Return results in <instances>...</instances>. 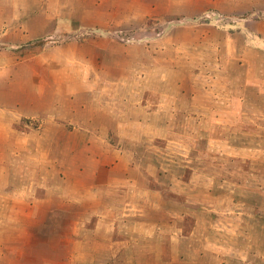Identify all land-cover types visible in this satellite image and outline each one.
Listing matches in <instances>:
<instances>
[{
    "label": "rangeland",
    "instance_id": "1",
    "mask_svg": "<svg viewBox=\"0 0 264 264\" xmlns=\"http://www.w3.org/2000/svg\"><path fill=\"white\" fill-rule=\"evenodd\" d=\"M0 264H264V0H0Z\"/></svg>",
    "mask_w": 264,
    "mask_h": 264
},
{
    "label": "crops",
    "instance_id": "2",
    "mask_svg": "<svg viewBox=\"0 0 264 264\" xmlns=\"http://www.w3.org/2000/svg\"><path fill=\"white\" fill-rule=\"evenodd\" d=\"M8 51H9V50L6 49L5 52L2 51L1 53H2L3 56H6V57H7V55H9V52H8ZM8 62H9V61H7V66L9 65ZM8 67H9V66H8Z\"/></svg>",
    "mask_w": 264,
    "mask_h": 264
}]
</instances>
